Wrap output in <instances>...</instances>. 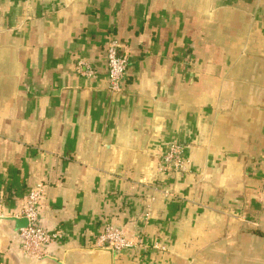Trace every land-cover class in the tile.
<instances>
[{"label": "crops", "instance_id": "0c3cea01", "mask_svg": "<svg viewBox=\"0 0 264 264\" xmlns=\"http://www.w3.org/2000/svg\"><path fill=\"white\" fill-rule=\"evenodd\" d=\"M171 143L185 174L160 170ZM40 182L63 238L34 261L18 231ZM263 187L264 0H0V264H264ZM107 225L144 244L96 247Z\"/></svg>", "mask_w": 264, "mask_h": 264}, {"label": "built area", "instance_id": "2783aa9c", "mask_svg": "<svg viewBox=\"0 0 264 264\" xmlns=\"http://www.w3.org/2000/svg\"><path fill=\"white\" fill-rule=\"evenodd\" d=\"M108 65L109 89L113 93L122 91V84L130 64V57L124 51V46L117 40L109 43L106 52ZM81 75L87 78H95L97 69L86 62L79 63L77 67ZM189 159L185 145L171 143L163 156V172H188ZM262 201H264V187L262 189ZM46 198V185L38 183L26 196L20 219L26 224L18 231L21 252L34 261H40L49 257L48 246L63 238L57 231H50L41 223V209ZM132 237L123 228L107 225L96 238L95 246L108 249L112 252H123L125 250L138 248L144 244L141 234Z\"/></svg>", "mask_w": 264, "mask_h": 264}, {"label": "water", "instance_id": "95a60500", "mask_svg": "<svg viewBox=\"0 0 264 264\" xmlns=\"http://www.w3.org/2000/svg\"><path fill=\"white\" fill-rule=\"evenodd\" d=\"M19 224H20V227H24L25 224H26V222H25V220L23 219V220H20V221H19Z\"/></svg>", "mask_w": 264, "mask_h": 264}]
</instances>
